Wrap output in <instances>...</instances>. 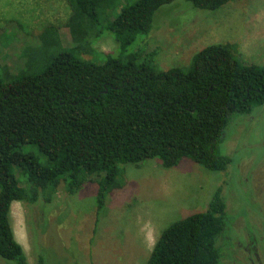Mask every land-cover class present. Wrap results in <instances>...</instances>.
Instances as JSON below:
<instances>
[{
  "label": "trees",
  "instance_id": "16d2710c",
  "mask_svg": "<svg viewBox=\"0 0 264 264\" xmlns=\"http://www.w3.org/2000/svg\"><path fill=\"white\" fill-rule=\"evenodd\" d=\"M65 1L69 45L61 25L49 23L25 45L24 67L12 71L0 59V258L11 264H29L12 225L14 202L49 203L61 184L74 195L89 182L99 211L123 187L125 166L148 159L173 168L186 158L224 172L232 160L220 145L232 116L264 105V65L244 62L233 44L160 67L147 40L160 8L176 0ZM184 1L215 11L233 0ZM104 32L115 52L95 49ZM226 210L219 187L207 209L161 232L146 264L232 259L223 246Z\"/></svg>",
  "mask_w": 264,
  "mask_h": 264
},
{
  "label": "rangeland",
  "instance_id": "374dc122",
  "mask_svg": "<svg viewBox=\"0 0 264 264\" xmlns=\"http://www.w3.org/2000/svg\"><path fill=\"white\" fill-rule=\"evenodd\" d=\"M69 12L65 0H0L2 63L12 71L24 67L22 51L36 43L45 24L61 25L69 45L63 26ZM158 12L147 42L159 49L162 69L187 66L200 49L218 43L235 45L246 63L264 65V0H233L215 11L176 0ZM109 35L97 41V51L117 50ZM220 152L232 160L224 172L186 158L173 168L158 159L129 164L123 187L99 211L96 183L89 182L74 195L61 184L49 203L16 201L11 207L16 239L29 264H39L40 253L42 264H146L161 232L207 209L221 187L227 205L223 246L233 254L223 264H264V105L232 116ZM0 264L11 262L0 258Z\"/></svg>",
  "mask_w": 264,
  "mask_h": 264
}]
</instances>
